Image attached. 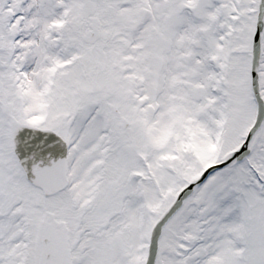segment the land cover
<instances>
[{
  "label": "snow or ice",
  "instance_id": "snow-or-ice-1",
  "mask_svg": "<svg viewBox=\"0 0 264 264\" xmlns=\"http://www.w3.org/2000/svg\"><path fill=\"white\" fill-rule=\"evenodd\" d=\"M0 264H264V0H0Z\"/></svg>",
  "mask_w": 264,
  "mask_h": 264
}]
</instances>
